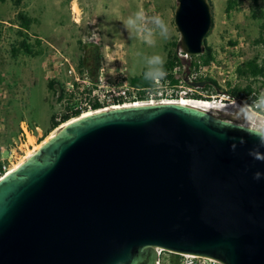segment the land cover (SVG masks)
<instances>
[{
	"label": "water",
	"instance_id": "water-1",
	"mask_svg": "<svg viewBox=\"0 0 264 264\" xmlns=\"http://www.w3.org/2000/svg\"><path fill=\"white\" fill-rule=\"evenodd\" d=\"M173 18L176 48L201 55L210 1ZM239 127L167 103L59 129L0 180V264H155V248L264 264V146Z\"/></svg>",
	"mask_w": 264,
	"mask_h": 264
},
{
	"label": "rangeland",
	"instance_id": "rangeland-1",
	"mask_svg": "<svg viewBox=\"0 0 264 264\" xmlns=\"http://www.w3.org/2000/svg\"><path fill=\"white\" fill-rule=\"evenodd\" d=\"M212 12V25L206 43L214 50L217 61L223 60L225 48L233 41L241 44L231 57V64L238 67L245 61L264 59V45H255L261 20L253 13L259 10L264 14V0H232L235 6L229 15L225 14L227 0H209ZM77 6L78 16L71 10ZM176 0H4L0 1V145L15 142L19 144L18 118L32 122L38 131L35 139L30 136L27 146L22 147L13 160L16 165L43 142V134L49 129L50 116L61 109V103L48 94L45 82L57 77L66 83L69 65L75 68L82 52L81 45L94 42L104 52L102 64L107 67L111 78L122 68L124 77L138 76L144 69L145 56L161 55L166 60L173 42L180 35L174 24ZM137 11L146 16L159 15L169 28L168 39L157 37L154 46H148L137 39L124 27V22ZM23 13L30 19L29 43L40 40V46L33 48V55L23 52L13 56L11 48L18 45L20 25L17 15ZM228 53V52H227ZM82 75L81 73H79ZM245 81L240 80L243 86ZM260 92L264 85L257 84ZM68 92L84 93V83L77 86L66 85ZM79 94V95H80ZM226 114L225 119L238 123L235 115ZM57 129L48 133V136ZM9 142H6V136ZM42 141V142H41ZM165 254L164 264L167 263Z\"/></svg>",
	"mask_w": 264,
	"mask_h": 264
},
{
	"label": "built area",
	"instance_id": "built-area-1",
	"mask_svg": "<svg viewBox=\"0 0 264 264\" xmlns=\"http://www.w3.org/2000/svg\"><path fill=\"white\" fill-rule=\"evenodd\" d=\"M72 13L78 16L73 10ZM240 46L241 44L238 43L226 47V52L221 62L214 59L209 63H202L199 60L192 59L193 56H189L181 49L175 48V61L171 69L166 72V77L150 88L141 89L143 99L140 101H136L138 89L129 85L128 79L121 73L122 68L119 69L120 73L111 78L107 75L106 65L101 64L98 69L97 80L92 85L91 91L81 101L80 107L87 111H93L91 108L94 103L104 105L101 108L102 110L125 103L134 104V102L140 105L186 102L187 105L185 106H190L216 118L230 121L225 119L224 116L229 113L234 114L239 112L240 106L244 103L251 105L256 101L257 96L262 93L260 89L253 91L243 100H239L232 98L226 93L207 94L199 90L201 88L194 87L191 84L205 80H214L223 87L232 88L238 85L241 79L236 74L237 67L232 65L230 60L237 53ZM187 63L189 64V68L186 74ZM67 77L69 81L66 85L77 86L80 83H84L85 87L90 86V83L82 75L75 72V68L72 65H69L67 69ZM195 94L198 97L195 98ZM37 131V127L30 128L25 120L20 121L18 129L19 144L16 145L15 142H12L8 145H0V178H3L9 168H11L13 160L23 151L22 147L29 144L28 136L30 135L35 139L34 133ZM155 250L157 253L155 264H164L166 251L161 248H155ZM175 255L179 256L177 264H222L219 261L206 257L187 254Z\"/></svg>",
	"mask_w": 264,
	"mask_h": 264
},
{
	"label": "trees",
	"instance_id": "trees-1",
	"mask_svg": "<svg viewBox=\"0 0 264 264\" xmlns=\"http://www.w3.org/2000/svg\"><path fill=\"white\" fill-rule=\"evenodd\" d=\"M4 2V0H0ZM235 6V1L227 0L225 6V14L229 15ZM254 18H259L261 23L259 24V33L257 38L254 40L255 45H264V14L259 10H256L253 13ZM18 22L20 25V30L18 31V35L21 38L18 45H13L11 48V54L13 56H17L18 53L23 52L26 55H33V48L35 46H40V40L36 39L34 46L29 43V36L27 35V31L30 24V19L26 17L23 13H19L17 15ZM207 37V36H206ZM206 37L203 40L204 52L201 55L193 56L192 59H196L201 61L202 63H209L214 60V50L207 45ZM228 44L233 45V41H229ZM177 45V41L170 44L172 47L167 54L164 70L165 72L169 71L173 66L175 61V48ZM80 50L82 52L81 56L78 58L76 69L78 73H81L86 81L90 83V86H86L84 89V93H77L75 91L68 92L67 87L63 81H60L57 77H52L46 80L45 85L49 95L53 97L57 102L61 103V109L57 112H54L50 116V123L48 131H45L43 134L44 139L48 137V133L54 129H57L63 123L71 120L72 118L79 117L83 112L87 110L82 109L80 107V103L87 95L92 88V85L96 82L98 76V69L100 65L104 62L105 55L99 45L94 42L84 43L81 45ZM143 71L138 76L128 78V83L131 87L138 89L136 93V101H140L143 99V93L141 89L150 88L153 86L152 83L144 80ZM237 76L245 81L243 86L239 84L232 87H223L219 85L214 80H208L209 84L203 86L201 91L206 92L207 94H217V93H226L232 98H236L239 100H243L245 97L249 96L253 91H258L259 87L257 86L260 83L261 87L264 85V59L261 62H258L256 58H252L250 60L245 61L243 64L239 65L236 69ZM80 94V95H79ZM195 98L198 95H194ZM104 105L100 103H94L92 105L91 110H98L103 108ZM23 121L20 117L18 118V123ZM30 128H34L37 126H33L32 122H28ZM10 134L6 136V142H9ZM42 142V141H41ZM166 255L169 257L166 258L167 263L165 264H177L179 256L175 254H171L166 252Z\"/></svg>",
	"mask_w": 264,
	"mask_h": 264
},
{
	"label": "clouds",
	"instance_id": "clouds-1",
	"mask_svg": "<svg viewBox=\"0 0 264 264\" xmlns=\"http://www.w3.org/2000/svg\"><path fill=\"white\" fill-rule=\"evenodd\" d=\"M124 27L148 46H154L157 37L162 39L169 37V28L165 21L159 15L148 17L143 11H137L133 16H130L124 22ZM144 59V80L155 85L166 77L163 56H145ZM235 119L240 125V130L255 136L259 143L264 146V92L260 93L251 105L242 104L238 114L235 115ZM251 155L260 158L257 153H251ZM254 178L260 179L261 174L256 173Z\"/></svg>",
	"mask_w": 264,
	"mask_h": 264
},
{
	"label": "bare ground",
	"instance_id": "bare-ground-1",
	"mask_svg": "<svg viewBox=\"0 0 264 264\" xmlns=\"http://www.w3.org/2000/svg\"><path fill=\"white\" fill-rule=\"evenodd\" d=\"M72 10H73V12L74 13H78V8H77V6H75L74 8H73V6H72ZM168 103H172V102H168ZM177 104H181V105H187V103L186 102H178ZM132 106H140V104L139 103H136V102H134V104H132V103H130V104H128V103H125V104H122V105H119V106H115V107H111V108H107V109H102V110H99V111H96V112H94V111H86V112H83L82 114H81V116L78 118V119H81V118H83V117H86V116H90V115H93L94 113H98V112H100V111H106V110H109V109H119V108H126V107H132ZM78 119H75V118H72L71 120H69V121H67L66 123H63L62 125H60V127H58L57 128V130H55L54 132H52L45 140H43V142L41 143V144H39V145H36L35 147H34V149L33 150H30V151H28L27 152V155L23 158V160L22 161H20L19 163H17L16 165H12L11 166V168H9V170L7 171V173H6V175H8L9 173H11L12 171H14V170H16L26 159H28L29 157H31L37 150H39L40 149V147L44 144V143H46L49 139H51L54 135H55V133L59 130V129H61V128H63V127H65V126H67L68 124H70V123H72V122H74V121H77ZM31 138H32V136H31ZM31 143V142H33V140H30V135L28 136V143ZM2 178H0V180H1Z\"/></svg>",
	"mask_w": 264,
	"mask_h": 264
}]
</instances>
